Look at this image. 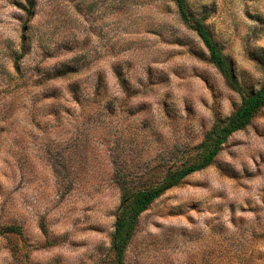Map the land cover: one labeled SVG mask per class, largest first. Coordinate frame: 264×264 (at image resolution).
<instances>
[{"label":"rangeland","instance_id":"rangeland-1","mask_svg":"<svg viewBox=\"0 0 264 264\" xmlns=\"http://www.w3.org/2000/svg\"><path fill=\"white\" fill-rule=\"evenodd\" d=\"M186 2L256 89L264 0ZM26 9L0 0V231H21L0 233V264H102L119 188L157 183L239 97L172 0ZM123 264H264V104L139 215Z\"/></svg>","mask_w":264,"mask_h":264},{"label":"trees","instance_id":"trees-1","mask_svg":"<svg viewBox=\"0 0 264 264\" xmlns=\"http://www.w3.org/2000/svg\"><path fill=\"white\" fill-rule=\"evenodd\" d=\"M28 17L31 15L33 0H24ZM180 22L195 34L207 56V62L217 71L224 85L239 97V102L226 117H215L200 141L186 150L184 160L165 169L160 180L154 185L129 191L121 186L112 233L110 235L108 257L102 264H123L124 252L135 230L137 219L149 205L164 192L177 186L187 176L198 172L214 162L220 147L233 133L244 129L264 104V67L261 81L256 89H246L236 79L231 66L222 54L221 48L212 39L204 21L205 16H194L187 7L186 0H172ZM123 182V181H122ZM124 184V183H123ZM2 234L21 233L17 226L1 229Z\"/></svg>","mask_w":264,"mask_h":264}]
</instances>
